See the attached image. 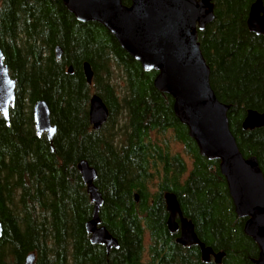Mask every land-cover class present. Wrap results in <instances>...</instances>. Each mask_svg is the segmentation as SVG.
<instances>
[{"label": "trees", "instance_id": "obj_1", "mask_svg": "<svg viewBox=\"0 0 264 264\" xmlns=\"http://www.w3.org/2000/svg\"><path fill=\"white\" fill-rule=\"evenodd\" d=\"M252 1L212 0L213 20L196 41L236 147L264 179V126L240 129L247 110L264 112V35L245 24ZM0 51L15 81L7 124L0 117V264H24L29 254L32 264H203L196 246L167 232L165 193L199 242L223 252L220 264H254L257 247L243 234L218 162L198 154L171 97L153 88L156 71L143 72L102 26L77 22L61 0H0ZM92 93L109 113L97 131L87 119ZM38 100L55 126L52 150L33 130ZM80 160L96 172L100 225L117 244L108 252L84 231L92 205Z\"/></svg>", "mask_w": 264, "mask_h": 264}, {"label": "water", "instance_id": "obj_2", "mask_svg": "<svg viewBox=\"0 0 264 264\" xmlns=\"http://www.w3.org/2000/svg\"><path fill=\"white\" fill-rule=\"evenodd\" d=\"M77 22H94L102 26L119 47L143 72L156 71L153 88L172 99L175 118L187 130L198 154L216 160L237 218H245L243 234L257 247L254 264H264V180L254 157L243 158L231 135L226 118L227 106L218 102L208 84V68L199 51L196 31L212 22V0H61ZM246 28L254 35L264 34L262 0H253L246 16ZM55 47L54 56L60 58ZM86 83H91L89 66L82 64ZM70 73L71 69L68 68ZM15 81L8 75L0 51V116L7 124L8 109L14 103ZM35 135L44 134L51 147L55 126L49 120V109L43 100L31 109ZM107 108L96 94L88 100L87 119L92 130L105 123ZM264 126V112L247 110L241 120L242 131ZM92 205L90 218L84 224L91 245L103 246L108 252L116 241L99 225L98 212L102 198L94 186L95 170L85 160L76 164ZM136 195L134 200L136 201ZM163 203L168 233H178L175 243L182 247L196 246L203 264H220L223 252H213L197 239L193 226L182 216L175 195L165 193ZM1 236V225H0ZM29 254L24 264H32Z\"/></svg>", "mask_w": 264, "mask_h": 264}, {"label": "bare ground", "instance_id": "obj_3", "mask_svg": "<svg viewBox=\"0 0 264 264\" xmlns=\"http://www.w3.org/2000/svg\"><path fill=\"white\" fill-rule=\"evenodd\" d=\"M264 35V34H263ZM88 66H89V64L88 63H86ZM89 69H90V66H89ZM90 71H91V69H90ZM91 74H92V72H91ZM101 100V99H100ZM102 101V100H101ZM103 103V102H102ZM48 107V106H47ZM108 115H109V113H108V110H107V117H106V120H105V122L107 121V118H108ZM50 120V119H49ZM52 125V124H51ZM53 126V125H52ZM101 128V127H100ZM97 131V130H96ZM264 180V179H263ZM94 184V183H93ZM98 219H99V212H98ZM99 225H100V220H99Z\"/></svg>", "mask_w": 264, "mask_h": 264}, {"label": "flooded vegetation", "instance_id": "obj_4", "mask_svg": "<svg viewBox=\"0 0 264 264\" xmlns=\"http://www.w3.org/2000/svg\"><path fill=\"white\" fill-rule=\"evenodd\" d=\"M262 2H263V0H262ZM263 7H264V6H263ZM38 101H39V100H38ZM35 102H36V101H35ZM35 102H34V103H35ZM34 103H33V104H34ZM33 104H32V106H33ZM32 106H31V109H32ZM31 118H32V116H31ZM32 124H33V122H32ZM254 129H257V128H254ZM252 130H253V129H252ZM249 131H251V130H249ZM173 234H174V233H173ZM176 234H177V236H178V233H177V232H176ZM175 239H176V238H175Z\"/></svg>", "mask_w": 264, "mask_h": 264}, {"label": "rangeland", "instance_id": "obj_5", "mask_svg": "<svg viewBox=\"0 0 264 264\" xmlns=\"http://www.w3.org/2000/svg\"><path fill=\"white\" fill-rule=\"evenodd\" d=\"M123 1V0H122ZM122 1H121V3H122ZM123 5V4H122Z\"/></svg>", "mask_w": 264, "mask_h": 264}]
</instances>
